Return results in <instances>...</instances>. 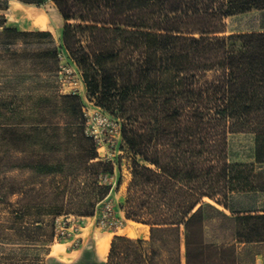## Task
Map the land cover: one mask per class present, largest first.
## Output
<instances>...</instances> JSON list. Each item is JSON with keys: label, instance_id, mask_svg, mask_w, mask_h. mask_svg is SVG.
I'll use <instances>...</instances> for the list:
<instances>
[{"label": "trees", "instance_id": "16d2710c", "mask_svg": "<svg viewBox=\"0 0 264 264\" xmlns=\"http://www.w3.org/2000/svg\"><path fill=\"white\" fill-rule=\"evenodd\" d=\"M52 1L63 20L61 48L79 66L88 97L120 120L131 159L126 217L150 227L149 240L114 235L105 264H181L182 227L186 264H234V245L203 240V207L212 205L204 199L227 207L233 193L264 191L254 164L228 161L226 140L253 133L256 162L264 161V30L218 33L224 18L264 9V0ZM32 38L52 35L0 32L3 45ZM4 51L29 60L31 70L39 58L52 60L42 64L47 72L59 67L54 45ZM85 122L76 93L0 96V204L22 240H54L74 180L92 189L78 206L82 216L107 195L98 177L107 163L94 160ZM19 168L34 173L9 174ZM235 225L237 241H264V213L237 216Z\"/></svg>", "mask_w": 264, "mask_h": 264}, {"label": "rangeland", "instance_id": "374dc122", "mask_svg": "<svg viewBox=\"0 0 264 264\" xmlns=\"http://www.w3.org/2000/svg\"><path fill=\"white\" fill-rule=\"evenodd\" d=\"M0 14L5 19L4 24L0 26V32L4 27H12L27 32L50 31L52 35L51 42H48L47 38L42 39L41 42L32 38L31 44H25L21 40L11 46L0 44V96L34 97L78 94L82 99L86 130L97 143L98 155L94 160L107 163L103 167L104 171L98 176L99 181L109 186L107 195L96 203L92 213L82 216L78 206L92 199L93 194L90 193L92 189L90 185L85 187L87 184L83 180H74L65 198L69 204L66 211L70 213L56 217L54 222L58 235L47 243L22 240L21 235L8 227L10 223L7 219L8 213H6L5 205L0 204V264H97V261H103L107 255L100 256L101 259L96 256L97 243L102 238L111 235L112 239L115 232L121 234L120 236L130 237L131 229L136 232L150 228L141 221L127 218L126 210H124L128 194L127 186L132 176L130 154L120 135V120L106 109L100 108L93 99L88 97L79 66L61 48L63 20L52 0H0ZM42 19L47 22L46 27L37 22ZM223 21L224 28L218 33L219 35L263 31L264 9L235 13L224 18ZM49 45H54L60 53L59 67L50 72L43 70L42 64L46 66L52 60L39 58L37 59L38 67L31 70L29 60L19 62L18 59H10L4 51L8 47L21 51L28 48H44ZM226 140L227 147L252 146L254 134L248 131L229 133ZM32 173L34 171L28 168L9 172L22 180ZM16 198L17 196H11L10 200L15 201ZM204 200L217 205L210 198L206 197ZM243 201L248 206L254 202L258 203L260 197L248 195ZM228 204L229 201H227ZM211 206L203 207L208 218L206 240L229 243L233 236L229 220L219 215ZM219 208L223 209L221 206ZM110 220L113 221L111 225ZM136 235L138 234L135 233V236L130 238L138 239ZM263 250V243L252 249L248 247H242L238 251L236 249L234 264H256L254 253L258 251L261 252L259 264H264Z\"/></svg>", "mask_w": 264, "mask_h": 264}, {"label": "crops", "instance_id": "0c3cea01", "mask_svg": "<svg viewBox=\"0 0 264 264\" xmlns=\"http://www.w3.org/2000/svg\"><path fill=\"white\" fill-rule=\"evenodd\" d=\"M255 139L253 141L252 146H238V147H227V157L228 161L231 163H249L254 164L255 172L263 173L264 174V161L263 162H256V156H255ZM231 152V153H230ZM229 155V156H228ZM231 157V158H230ZM247 195V196H246ZM248 195H253L255 197H260V201H257L258 203L254 202V204L245 205L244 199L248 197ZM257 199V198H256ZM229 204L227 207H224L218 203L217 205H213L211 207L215 208L219 215H221L224 218H227L229 220V225H231V231L233 233L231 241L228 243L225 242H219L214 240H206V228H207V215L205 214V211L203 209V240L204 242L214 244L217 246H229L234 245L238 251V249H242V247H248V248H254L257 247L259 244L263 243L264 247V241H258V242H244V241H237L235 232H236V225H235V218L237 216L243 215V214H257V213H264V191L263 190H257V191H240L233 193L229 196L228 200ZM221 206L223 209L219 208ZM136 237L142 238L144 240H149L150 237V228L149 229H141L139 231H136ZM115 235H121L118 232H115ZM181 264H186V260L184 257L185 252V243H184V235H183V227L181 228ZM240 246V247H238ZM237 253V252H235ZM96 256L97 258L101 259V257L98 255V252L96 250ZM261 256V252H255L254 258L256 264H259V260ZM107 257V255H106ZM106 257L103 259V261H97V264H105ZM263 258H264V250H263Z\"/></svg>", "mask_w": 264, "mask_h": 264}, {"label": "bare ground", "instance_id": "6f19581e", "mask_svg": "<svg viewBox=\"0 0 264 264\" xmlns=\"http://www.w3.org/2000/svg\"><path fill=\"white\" fill-rule=\"evenodd\" d=\"M16 8V7H15ZM29 9V8H28ZM40 15H42V14H40ZM41 17H43V16H41ZM40 25H42V26H44V27H46L45 25H46V23L47 22H45V20H38L37 21ZM56 23V22H55ZM42 28V27H41ZM58 28H59V26H58ZM42 30V29H41ZM135 230H129V236L130 237H132V236H135ZM110 241H111V235H109V236H106L105 238H102L100 241H98V243H97V245H98V249H97V252H98V255L99 256H105L107 253H108V251H109V248H110Z\"/></svg>", "mask_w": 264, "mask_h": 264}, {"label": "built area", "instance_id": "2783aa9c", "mask_svg": "<svg viewBox=\"0 0 264 264\" xmlns=\"http://www.w3.org/2000/svg\"><path fill=\"white\" fill-rule=\"evenodd\" d=\"M59 56H60V53H59ZM109 223H110V225H111V224H113V221H111V220H110V222H109Z\"/></svg>", "mask_w": 264, "mask_h": 264}]
</instances>
